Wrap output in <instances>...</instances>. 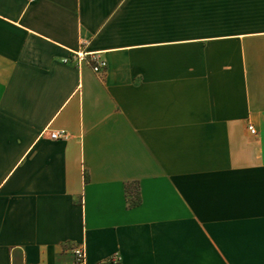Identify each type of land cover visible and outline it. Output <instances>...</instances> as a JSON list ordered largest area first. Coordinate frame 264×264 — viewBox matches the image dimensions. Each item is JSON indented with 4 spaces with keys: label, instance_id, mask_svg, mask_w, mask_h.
I'll return each instance as SVG.
<instances>
[{
    "label": "crops",
    "instance_id": "1",
    "mask_svg": "<svg viewBox=\"0 0 264 264\" xmlns=\"http://www.w3.org/2000/svg\"><path fill=\"white\" fill-rule=\"evenodd\" d=\"M242 6L0 0V264H264V0Z\"/></svg>",
    "mask_w": 264,
    "mask_h": 264
},
{
    "label": "built area",
    "instance_id": "2",
    "mask_svg": "<svg viewBox=\"0 0 264 264\" xmlns=\"http://www.w3.org/2000/svg\"><path fill=\"white\" fill-rule=\"evenodd\" d=\"M29 3L34 2L35 0H27ZM73 59L79 64L81 62H86L91 65L93 72L100 74L102 73L106 67L107 63L104 59L100 58L97 53H87L84 50L74 51L72 52ZM249 133L251 135H256L257 131L254 127H248ZM68 134L64 131L62 132H51L50 139L58 140V139H67ZM73 255L72 264H87L86 261V251L83 245H77L71 250Z\"/></svg>",
    "mask_w": 264,
    "mask_h": 264
},
{
    "label": "rangeland",
    "instance_id": "3",
    "mask_svg": "<svg viewBox=\"0 0 264 264\" xmlns=\"http://www.w3.org/2000/svg\"><path fill=\"white\" fill-rule=\"evenodd\" d=\"M239 2L248 3V0H226V6H227V8H226V10H227L226 11L227 12L226 20H227V22H230V23L233 22V20L235 19L233 17V15H234L233 13L238 12L240 15L247 8V7L244 8V6L239 8ZM201 13H202L201 10L195 11V14H197L198 16H201ZM236 19H239L238 21H240L241 17L239 16Z\"/></svg>",
    "mask_w": 264,
    "mask_h": 264
},
{
    "label": "trees",
    "instance_id": "4",
    "mask_svg": "<svg viewBox=\"0 0 264 264\" xmlns=\"http://www.w3.org/2000/svg\"><path fill=\"white\" fill-rule=\"evenodd\" d=\"M126 192H127V197H129V206L133 207L138 205L140 202L139 192L137 191L135 194L131 195L130 194L131 192L129 191L128 187L126 189Z\"/></svg>",
    "mask_w": 264,
    "mask_h": 264
}]
</instances>
